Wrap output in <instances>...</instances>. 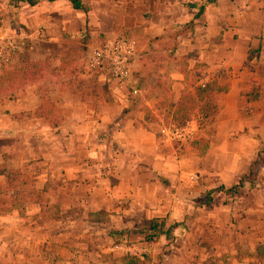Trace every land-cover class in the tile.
I'll return each mask as SVG.
<instances>
[{"label": "crops", "instance_id": "crops-1", "mask_svg": "<svg viewBox=\"0 0 264 264\" xmlns=\"http://www.w3.org/2000/svg\"><path fill=\"white\" fill-rule=\"evenodd\" d=\"M61 1L69 4L67 0L18 4H25L23 9L29 8L34 20L55 38L57 33L59 37L62 32H75L68 22L70 14L76 22L79 11L88 14L85 20L90 23L94 7L101 2L100 15L107 22L111 8L117 7L137 42L134 69L169 79L176 95L173 101L182 95L178 92L182 80L197 63L208 67L192 84L208 79L225 82L214 75L224 57L234 53L230 34L223 31L230 10L224 9L225 0L205 3L198 16L197 6L204 0H193L195 7L187 9L147 0L151 14L141 17L139 29L127 26L133 25L132 7H136L130 0H81L86 12L69 4L67 13L57 10ZM190 19L191 31L171 34L174 21ZM85 20L82 26L87 25ZM119 24L104 27L103 37L116 36ZM245 53L237 54L241 64ZM38 85H28L11 98L0 95V163L18 168L34 161L39 175L36 187L44 188L47 202L58 204L60 216L39 220L40 208L34 203L26 204L21 214L12 210L0 215V264H119V256L127 252L139 256L135 251L143 248L117 244L113 236L127 232L131 239L148 219H162L164 228L170 227L169 238L159 235L149 243L160 251L163 264L264 263V254L257 252L264 247V162L252 188L245 183L234 194L217 191L209 201H202L205 190L227 188L248 171L258 148L264 146V114H255L253 122L242 126L231 114L216 115L215 132L199 157L210 164L198 184L184 178L182 159L159 146L160 114H153L155 123L139 114H108L106 105L82 101L56 83L50 88L51 99L63 110L59 124L51 128L42 116L33 114L41 99ZM158 90L152 96L155 103L160 99ZM236 91L231 85L226 93ZM149 98L143 99L145 105ZM97 213L106 215V222L89 219Z\"/></svg>", "mask_w": 264, "mask_h": 264}, {"label": "rangeland", "instance_id": "rangeland-1", "mask_svg": "<svg viewBox=\"0 0 264 264\" xmlns=\"http://www.w3.org/2000/svg\"><path fill=\"white\" fill-rule=\"evenodd\" d=\"M130 1L134 2L136 7H132L134 9V16L132 20L133 25L128 23L127 26H134L133 28L139 29L141 25L140 21H142L141 17H149L151 11L147 5V0ZM190 1L192 2L193 0H158L157 4H159L157 6L166 4L170 7L187 9L185 4L189 3ZM100 4L97 3L94 7L95 18L90 23H87L85 20V17H87L88 14L85 16L81 11H79L80 19L78 22L75 21L73 14L69 15V25L73 30H75V32L71 34L85 31V33L88 35L87 43L82 45L76 39L64 38L61 37L62 35L58 37V33L56 38L54 36H49L45 31L44 25L34 20L35 17L29 12V8L23 9L26 7L25 4H18V6L14 7L6 3L5 0H0V27L8 38L16 40L19 45V48L17 49L12 61L6 63L5 65H0V73L9 66L18 64L23 53H26L30 59L37 60L43 58L51 51L61 49L63 45L76 46L75 49L78 53L77 56L72 58L70 56V59L62 63V67H60V61L58 59L51 61L50 67L46 70L43 79L39 82L37 87L41 97L47 98L50 102H52L53 106L57 108L60 119V114L63 108L55 104L54 99H51L54 98V96H51L50 94L52 93L50 88L56 83L57 85L64 87L65 91H67L69 94L78 95V98L82 101L88 100L89 103H93L97 106L100 104L106 105V112L108 114H139L142 115V118H144L146 121L155 123L157 119L153 114H158V110H156V103L152 99L154 91L158 93V89H160L159 100H161L162 87L168 88L167 96L170 99L176 98L174 90L170 88L169 79H163L159 76L156 77L151 74L141 75L139 69H134L135 65H133L130 78L124 81L108 79V81H104V83H107L106 89H102L101 83H98L97 80L91 77H87L85 74L86 50L90 46H100L107 40L105 37H103V33L101 32L104 27L110 29L113 27H118V22H120L121 24L119 25L121 28L116 33L133 35L131 34L133 33L131 29L124 27L125 21L121 19L122 17L119 15L117 7L115 10L111 8L113 14L112 17L109 18L107 22H103V17H101L100 13L104 7L101 2ZM48 5L49 4H47V6ZM223 7L225 10L228 8L230 9L228 11L229 17H227L226 22L223 24V31H227L230 34V41H232L231 49L234 53H232L230 58L224 57L225 63L216 67V73L214 75H216L215 78L227 82V90L232 85L237 91L233 95L227 94L226 91L225 94H222L218 97V117L221 115L231 114L238 125L242 126V124L246 122H253L255 114H264V96L257 100H250L247 103L246 111L243 107V100L239 92L244 89L246 80L255 76V69L251 70L250 68H247L241 64V59L237 56V54L244 52L248 46L252 48L259 46L260 49L254 55L252 60L263 64L264 66V0H225ZM51 8L54 9V6ZM45 9L49 8L47 7ZM57 10L67 13V11L70 10L69 4L66 1H61L60 5L57 7ZM38 12L42 13L43 11L41 10ZM83 19L87 23L86 26H82ZM192 24V19L185 22L174 21L172 24V28L174 29L171 31V34H177L179 31H181L182 34L180 35H184L187 31L192 30ZM217 39H220V35H217ZM82 47H84V50H82ZM137 56L138 52L136 51L135 62ZM180 62L182 65L183 61ZM207 67L208 66L205 63L204 65L202 63H197L194 66L192 72L189 74L187 73L188 76L182 80L183 89H178V92L180 94L184 92V90L187 89L188 84H192L194 81H196L195 79L200 80L203 77V70ZM157 84H162L161 88H158V86H156ZM132 89L135 90V93L132 92ZM94 95L96 96L94 97ZM147 97H151L148 99L149 105H145V102H143V99ZM159 117L162 118V124L168 123L164 114H160ZM258 125H260L259 121L257 122V126ZM195 131L196 124L195 122H192L191 133L187 141L192 137V134ZM157 134L159 146L164 149V152L172 153L176 157V160H183L186 168V170H184V178H187L194 183H202V180L205 177V169H207L209 167L208 165L210 164L209 161L206 159L200 160L199 157L203 156L194 155V153L188 149L187 142L182 143L178 140H173L169 145H165V143L162 142V134L160 131H158ZM263 150L264 146L259 147L256 152V155L259 153L258 156L262 161L260 164H256L253 167V170L255 168L257 169L252 176L253 183L256 182L259 172L261 171V167L263 166ZM2 164L5 165V162H2ZM5 167L7 166L5 165ZM18 168L31 175L36 186L39 176L36 172L37 164L34 163V161L31 162V164L28 162H23V164ZM2 183H0V185ZM207 190H205L202 200L203 202L204 200L206 201L210 195L216 192L213 191L209 194ZM89 219H96L101 223H104L107 220V216L97 213L95 216L89 215ZM130 237L131 239H128V233L122 232L115 234V236H113V240L117 244H135L139 248H143V250H136L135 253L140 256L144 264H163L160 251H154V249L149 246L150 242L145 241L143 234L140 231L139 234L135 235L134 237ZM261 246L262 247H260L257 252L264 254L263 245ZM158 247L160 248L161 245L158 244Z\"/></svg>", "mask_w": 264, "mask_h": 264}, {"label": "trees", "instance_id": "trees-1", "mask_svg": "<svg viewBox=\"0 0 264 264\" xmlns=\"http://www.w3.org/2000/svg\"><path fill=\"white\" fill-rule=\"evenodd\" d=\"M5 1L12 6H16L20 2L35 5L39 0ZM67 1L71 8L87 11V6L81 0ZM215 1L204 0L200 2L195 16H198L202 11L205 3H215ZM185 6L187 8L195 7V3H186ZM179 34H182L181 31H179ZM61 35L64 38L76 39L82 45H85L88 41V35L85 31L75 34L62 32ZM75 48L76 46L63 45L61 49L51 51L43 58L37 60H32L26 53H23L18 64L11 65L1 71L0 95L11 98L26 86L39 83L43 79L46 70L50 67L52 60L58 59L60 67H62V63L70 59V56L71 58L77 56L78 53ZM259 49V46L255 48L248 46L242 61V64L247 68L255 69V76L247 79L244 89L239 92L245 111L250 100H257L264 96V81L262 80L264 66L252 60ZM82 50H84V47H82ZM106 86L107 83H102V89H106ZM227 88V82L221 83L216 79H208L192 84L190 89L184 91L176 101H173L167 96L168 88L162 87V98L156 103L158 114H164L165 119L175 126H182L191 120L196 122V131L187 141L188 149L196 156H203L208 148L209 141L215 132L218 97L225 93ZM33 114L37 117L42 116L51 128L57 126L61 120L57 108L47 98L43 97H41ZM258 154L250 164L248 171L242 174L233 185L227 188L219 185L208 189L207 192L210 194L213 191H223L234 194L245 183L249 188H252L254 185L252 176L257 170L256 168L253 170V167L262 161ZM0 175L3 177V183L0 185V215L9 213L12 210H16L21 214L26 204L34 203L40 208L39 220L60 216L58 204L46 201L44 188L36 187L31 175L17 167H5L2 163H0ZM209 200L210 197L206 199V201ZM138 230L143 234L147 242L154 241L159 235H164L166 238L170 236V227L164 228L162 219L144 220ZM118 260L119 264H144L139 256L128 252L119 256Z\"/></svg>", "mask_w": 264, "mask_h": 264}, {"label": "built area", "instance_id": "built-area-1", "mask_svg": "<svg viewBox=\"0 0 264 264\" xmlns=\"http://www.w3.org/2000/svg\"><path fill=\"white\" fill-rule=\"evenodd\" d=\"M136 46L137 42L133 36L117 34L100 46L88 47L85 53L86 76L103 81H108V79L127 80L132 73ZM18 48L16 40L8 38L0 27V65L11 62ZM132 92L135 93V90L132 89ZM192 121L182 126H175L169 122L161 123L159 131L162 134V142L168 145L173 140L186 143L191 133Z\"/></svg>", "mask_w": 264, "mask_h": 264}]
</instances>
